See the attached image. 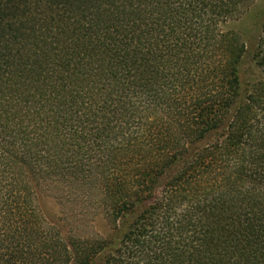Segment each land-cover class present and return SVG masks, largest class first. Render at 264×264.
<instances>
[{
  "label": "trees",
  "instance_id": "1",
  "mask_svg": "<svg viewBox=\"0 0 264 264\" xmlns=\"http://www.w3.org/2000/svg\"><path fill=\"white\" fill-rule=\"evenodd\" d=\"M0 264H264V4L0 0Z\"/></svg>",
  "mask_w": 264,
  "mask_h": 264
},
{
  "label": "rangeland",
  "instance_id": "2",
  "mask_svg": "<svg viewBox=\"0 0 264 264\" xmlns=\"http://www.w3.org/2000/svg\"><path fill=\"white\" fill-rule=\"evenodd\" d=\"M260 3L264 4V0H260ZM229 26L231 28H235V29L242 31L246 35L247 40H248V45H249V53H251L253 51V47H254V43L256 39L257 21L254 19L252 20V19L244 18L243 20L238 21V22H231ZM243 70H244V73L249 72L251 75L253 74L256 75V70L253 66V63L250 60V57H248L245 60ZM45 212L48 216V219L52 223H57L61 225L62 233L65 236L70 233H75V234L97 233L102 236H107L108 234L112 232L110 225L108 224V222L103 216H96V217L93 216L91 218V221L89 220L88 222L89 227L88 229H86V232H85V229H83V226L78 222L71 221L68 223H64V222L60 223L59 222V218L61 217L60 207L54 199H47V205L45 208Z\"/></svg>",
  "mask_w": 264,
  "mask_h": 264
}]
</instances>
